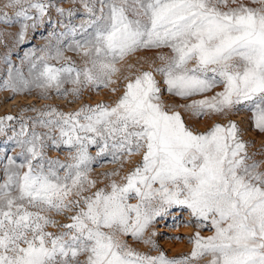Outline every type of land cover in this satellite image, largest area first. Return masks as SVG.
I'll list each match as a JSON object with an SVG mask.
<instances>
[{
  "label": "snow or ice",
  "instance_id": "snow-or-ice-1",
  "mask_svg": "<svg viewBox=\"0 0 264 264\" xmlns=\"http://www.w3.org/2000/svg\"><path fill=\"white\" fill-rule=\"evenodd\" d=\"M251 4L72 0L64 8L57 0H6L4 8L16 11L0 9V23H20L17 42L29 28L52 23L53 8L63 31L50 33L56 43L40 54L26 51L20 65L7 53L0 90L79 98L85 88L114 84L118 65L140 50L169 54L125 76L112 103L67 112L44 105L0 117V264H197L204 257L206 264H264V160L249 153L236 121L199 131L182 114L204 119L248 111L264 133V0ZM65 50L82 55V66ZM164 92L189 102L166 104ZM65 150V159L49 155ZM134 155L140 160L115 179ZM101 162L120 169L104 173L109 182L96 187L90 174ZM173 209L187 210L212 234L195 232L191 252L179 257L128 243L130 237L158 249L153 225ZM52 212L71 213L61 231L48 230L56 225Z\"/></svg>",
  "mask_w": 264,
  "mask_h": 264
},
{
  "label": "rangeland",
  "instance_id": "rangeland-1",
  "mask_svg": "<svg viewBox=\"0 0 264 264\" xmlns=\"http://www.w3.org/2000/svg\"><path fill=\"white\" fill-rule=\"evenodd\" d=\"M60 6L64 8L72 7V0H57ZM250 6H256L251 4V0H245ZM6 0H0V9L6 11L9 15H13L16 11L14 8H4ZM79 7V3L76 4ZM82 11V9H81ZM50 16L52 23H45L37 27L35 30L29 28L25 34L24 40L22 42L16 41V34L20 31V23H0V82L6 76L7 65L3 62V57L11 52V59L16 65H20L21 59L24 53L30 49H35L37 54L41 53L42 49H46L48 45H55L56 37L50 35L53 31L60 32L63 28L58 23L59 17L53 8L50 11ZM80 17L77 16L75 22L78 23ZM67 22V21H65ZM159 53L169 54L168 49H145L140 50L137 53L127 57L122 61L118 67L121 71L113 76V80L116 82L110 84L106 88H100L99 90L94 88H85L81 93L80 97H74L69 94L67 96L57 95L54 91H50L47 98L42 97L39 91L33 89L30 93H16L13 94L10 89L0 90V117L5 115L18 116L25 108H42L44 105H53L59 107L63 111H74L78 109L83 104H97L99 102L112 103L114 102L124 91V85L126 84L125 76L134 77L140 71L149 70L151 67L161 63L156 57ZM65 56L71 57L72 60L76 61L77 64L82 66L83 56L69 50H65ZM56 63V61H52ZM131 65V67H129ZM22 68L27 74V62L22 65ZM156 78L161 81V86L163 87L162 77L157 74ZM65 87L70 88L71 85H66ZM115 88L116 91H112ZM217 88L214 91H219ZM211 95V93H209ZM201 97H192V99H200ZM162 99L166 104L181 105L188 103L189 101L184 100L177 96H172L167 92H164ZM35 113L28 111L24 115L31 116ZM185 120L189 123L191 127L199 131H205L214 122L226 123L228 120H234L240 126L241 137L244 141L248 142L249 153H255V159L264 160V133L259 132L253 126L251 119V113L248 111H240L237 113H231L228 116H213L211 118L205 117L204 119H197L192 116L191 113H182ZM4 137H0V148H3ZM11 147V145H8ZM19 151V149H16ZM92 154L96 152L95 148L91 149ZM49 155L52 157L59 156L61 159H65L67 156V151L57 152L49 151ZM140 160L139 155H134L128 162L125 163L123 169H120L119 163L111 162H101L99 164H94L91 178L97 180L96 187H104L108 182L109 178L104 175V173L112 172L117 169L119 174L114 177L118 181L120 177L127 174L135 164ZM95 191V189H93ZM135 202V201H133ZM49 215L56 221V225H49L48 230L53 232L61 231L59 228L60 224L69 223L68 216L64 213H49ZM190 221V222H186ZM157 235L154 237L156 243L159 245L158 249H150L149 245L144 244L140 241H135L132 238H127L128 243L135 249L142 252H149L155 255L159 250H163L169 257H179L182 255L189 254L192 250V243L190 242V237L194 235L195 232L199 231L202 236H210L212 234V229L210 227H199L195 221L192 220L190 213L187 210L181 211L180 209H173L169 213L168 217L159 220L153 225ZM178 237V238H177ZM84 257H81L83 260ZM208 257H204L197 264H206Z\"/></svg>",
  "mask_w": 264,
  "mask_h": 264
}]
</instances>
